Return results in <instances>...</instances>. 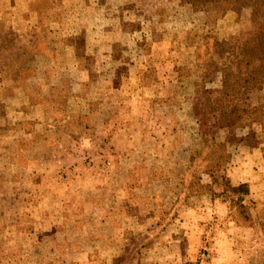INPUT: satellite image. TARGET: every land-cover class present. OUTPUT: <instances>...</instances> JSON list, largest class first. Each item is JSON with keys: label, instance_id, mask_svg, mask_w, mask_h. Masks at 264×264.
I'll list each match as a JSON object with an SVG mask.
<instances>
[{"label": "rangeland", "instance_id": "374dc122", "mask_svg": "<svg viewBox=\"0 0 264 264\" xmlns=\"http://www.w3.org/2000/svg\"><path fill=\"white\" fill-rule=\"evenodd\" d=\"M250 28L184 0H0V264H264L204 188L210 163L250 179L264 225V90L242 144L201 134L218 46Z\"/></svg>", "mask_w": 264, "mask_h": 264}, {"label": "trees", "instance_id": "16d2710c", "mask_svg": "<svg viewBox=\"0 0 264 264\" xmlns=\"http://www.w3.org/2000/svg\"><path fill=\"white\" fill-rule=\"evenodd\" d=\"M184 2L197 11L218 15L250 10L251 28L218 46L223 63L221 67L216 66L215 70L222 75L221 86L218 90H206L204 101L200 102V105L210 109L213 118L210 128H207V124L202 125L201 134L206 142L211 141L209 133L215 138L214 133L221 131L227 134V140L220 145H240L244 140L236 136V131L246 129L252 124L251 94L264 90V0H184ZM219 167L220 165L210 163L206 174L212 179L213 184L222 181L224 190L217 194L211 186L204 188L212 194L214 200L223 197L224 202H230V209L236 210V219L244 224L250 223L251 228L264 236V225L257 214V204L249 200L251 195L249 184L233 186L226 176L217 175ZM255 211L256 214L253 213Z\"/></svg>", "mask_w": 264, "mask_h": 264}, {"label": "crops", "instance_id": "0c3cea01", "mask_svg": "<svg viewBox=\"0 0 264 264\" xmlns=\"http://www.w3.org/2000/svg\"><path fill=\"white\" fill-rule=\"evenodd\" d=\"M238 169H240V166L236 168V170H238ZM232 180H233L234 184H236V185H239L241 183H246V182H249L250 181V179L249 180L248 179L245 180V179L241 178V176H239V175L234 176ZM136 216L137 215H128V216L126 214L125 215H122V217L124 218V220H126L127 223H128V228L130 227L129 225L131 224L130 221L133 220V223L136 221ZM134 225L136 226V228L139 231H143L141 228H139L140 227V224L139 223H137V224L134 223ZM136 232H138V231H136ZM120 234L124 235L125 233H120ZM141 235H143V234H141ZM128 248H129V244L126 245V249H128Z\"/></svg>", "mask_w": 264, "mask_h": 264}]
</instances>
